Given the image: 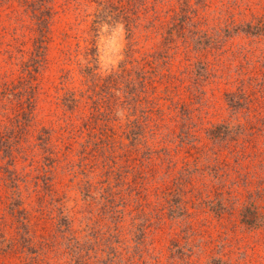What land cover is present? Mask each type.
Here are the masks:
<instances>
[{
    "label": "rangeland",
    "instance_id": "rangeland-1",
    "mask_svg": "<svg viewBox=\"0 0 264 264\" xmlns=\"http://www.w3.org/2000/svg\"><path fill=\"white\" fill-rule=\"evenodd\" d=\"M0 264H264V0H0Z\"/></svg>",
    "mask_w": 264,
    "mask_h": 264
},
{
    "label": "trees",
    "instance_id": "trees-1",
    "mask_svg": "<svg viewBox=\"0 0 264 264\" xmlns=\"http://www.w3.org/2000/svg\"><path fill=\"white\" fill-rule=\"evenodd\" d=\"M243 218H244V222H245V223H248V224H252V223H254V221H255V218H254V220H253V219H249V218H247L246 216H243Z\"/></svg>",
    "mask_w": 264,
    "mask_h": 264
}]
</instances>
